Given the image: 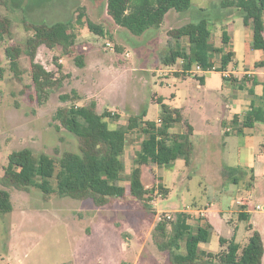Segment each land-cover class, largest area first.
<instances>
[{
    "label": "rangeland",
    "instance_id": "374dc122",
    "mask_svg": "<svg viewBox=\"0 0 264 264\" xmlns=\"http://www.w3.org/2000/svg\"><path fill=\"white\" fill-rule=\"evenodd\" d=\"M44 2L0 0V16L11 19L10 34L0 41L1 166L6 164L10 152L22 148H29L36 156L45 153L55 160L65 150H78L76 138L54 118L59 107L72 103L84 105L94 100L98 113L105 111L119 115L113 117L110 114V117L104 118L109 127H116L127 122L132 115L131 106L137 107L139 101L147 110L146 118L153 119L157 106L152 98L155 94L167 95L173 91L174 83H178L172 79L167 83L164 72L156 68L163 63L162 57L167 53L165 39L158 36L162 45L148 42L152 30L134 35L118 26L106 12V0H59L43 10L36 9ZM81 7L83 22L76 24ZM188 14L187 22L199 18L197 15L191 17L190 11ZM207 14L206 9L201 16ZM31 18L47 22L70 20L76 33L74 44L67 54L59 46H40L37 50L35 61L60 81L44 101L36 96L29 57L23 52L20 54L21 73L16 77L5 55L8 46L23 48L26 39L33 34L23 21ZM183 20L181 17L172 26L183 25L182 22H186ZM87 21L100 25L104 34L90 31ZM170 22L166 21L165 25ZM107 41L110 46H106ZM76 57H80L82 66L77 64ZM215 58L214 65H220L218 56ZM176 62L183 67L181 69L185 74L197 75L194 65L187 67L181 59ZM231 77L233 74L229 72L228 78ZM198 85V80L192 77L180 79L178 83L180 89L187 93L197 89ZM72 91L79 97L77 100H60V94L73 96ZM125 158V161L130 160L129 155ZM180 177L177 173L165 197L162 189L155 188L151 208H144L129 194L128 189L123 197L98 207L90 199L56 195L44 198L41 190L34 186L26 190L9 188L12 210L0 214V264H168V251L157 246V242L164 237L155 232L156 224L165 220L168 223L166 232L169 233L168 221L174 217V211L186 208V203L190 202L202 205L213 195L203 191L204 183L200 182L199 175L184 182ZM51 182L54 184V179ZM251 206L255 207V204L251 203ZM215 208L212 207L211 211ZM187 217L194 228L197 218L191 214ZM219 223L228 227L224 222ZM237 223L236 241L243 244L248 240L245 236L250 234L247 228L250 224L245 220ZM221 230L226 234V229ZM216 234L211 235L209 246L217 242ZM181 245L184 251L183 241ZM211 264L220 263L214 261Z\"/></svg>",
    "mask_w": 264,
    "mask_h": 264
},
{
    "label": "trees",
    "instance_id": "16d2710c",
    "mask_svg": "<svg viewBox=\"0 0 264 264\" xmlns=\"http://www.w3.org/2000/svg\"><path fill=\"white\" fill-rule=\"evenodd\" d=\"M36 9L52 6L59 0H43ZM222 7H236L243 12L244 25H250L252 30L251 46L253 49L264 51V0H221ZM190 11L191 17L197 13L199 18L189 21L179 27L168 30L167 35L179 39L187 38L189 54L170 49L162 57L166 65L175 63L181 58L186 66L199 64L202 69L212 66L208 58L210 28L204 15L205 9L194 8L191 0H106V12L115 24L126 28L134 35H138L146 27L158 29L168 10ZM43 10V9H42ZM41 10V11H42ZM84 16L83 8L79 9L75 19L76 24H82ZM24 21L27 29L33 30L23 48L8 46L5 55L8 58L10 69L14 75H20L19 56L23 52L30 60V75L32 84L39 100L44 101L50 90L60 84L50 71L35 61L37 50L40 46L53 48L59 46L62 52H70L76 33L70 20H56L47 22L44 19L35 18ZM87 28L99 35L104 31L100 25L91 21L86 22ZM11 19L0 16V41L5 35L10 34ZM221 63L216 71H225L231 62L232 54L222 47ZM76 62L82 66L80 57ZM257 66L264 67L263 59ZM184 74V72L182 71ZM59 95L61 101L77 100L79 97L72 91ZM162 110L161 122L156 125L153 121L144 120V114L130 116L125 124L109 129L105 117L110 113H98L96 102L91 100L88 104L77 105L72 103L65 107H59L54 115L62 127L76 138L77 151H63L59 158L40 153L34 155L29 148L13 150L7 156L5 165H0V214L9 213L12 210L9 188L26 190L31 186L41 190L44 198L50 195L58 197H71L74 199H90L96 206H104L114 198H121L125 189L119 184V175L123 169L122 152L125 144V136L141 123L145 127L143 131L147 137L141 141L137 153L135 168L129 180V194L141 202L144 208H151L153 191L155 188H147L141 181V165L155 163L168 165L174 159L181 157L185 163H189L192 146L189 135L191 128L184 134H173L168 128L180 121V115L176 109H171L161 101H158ZM117 117V115H112ZM249 123L256 120L264 121L262 107L251 105L247 113ZM233 170V169H232ZM52 179L55 183L52 184ZM236 182V179H233ZM244 213H239V220H245ZM187 214L176 212L172 220L168 221L169 233L166 232L165 220L159 221L155 226V232L164 237L157 242L160 250L168 251L169 264H200L204 261L220 264H261L264 252L263 241L258 231H251L248 241L241 246L232 237L229 240L219 238L220 250L217 253H201L198 250L199 242L208 240L210 226L203 224L195 229L187 221ZM182 241L184 251H181ZM225 245V247H223Z\"/></svg>",
    "mask_w": 264,
    "mask_h": 264
},
{
    "label": "crops",
    "instance_id": "0c3cea01",
    "mask_svg": "<svg viewBox=\"0 0 264 264\" xmlns=\"http://www.w3.org/2000/svg\"><path fill=\"white\" fill-rule=\"evenodd\" d=\"M191 5L194 8L208 10L206 19L211 31L208 48L209 62L214 65L215 57L218 56L221 63V52L217 50L218 48L222 47L230 52L231 62L226 70L231 72L233 77H225L221 71L216 70L195 71L197 75L194 76L183 74L181 69L183 67L176 62L181 58H177L175 63L170 65L164 63L159 67L154 65L164 72L167 83L169 79L179 83L180 79L192 77L198 80L199 85L197 89L187 93L180 89L178 83H174L173 91L167 95L155 94L152 101L157 107L153 119L146 118L147 110L142 107L140 101L138 105L136 104L137 107L131 106L133 109L130 116L145 113L144 120L153 121L159 125L162 110L158 101L171 109H176L180 115V121L173 123L168 128V132L184 134L188 132L189 126L192 152L188 164L183 158L178 157L168 165L155 163L141 165V181L147 188L162 189L165 197L174 184L177 173L183 182L194 175L200 176L202 179L200 182L204 184L200 182L199 184L203 186V191L207 194L210 193V196L213 194L211 198L208 197L202 205L196 202L186 203V208L174 212H184L197 218V225L194 228L191 225L193 229L203 224L210 226L208 240L198 244V250L201 253H215L220 250L219 238L229 240L234 237L236 241L239 213L247 215L245 221L253 230L260 233L264 247V121L256 120L249 123L247 119V113L252 104L255 107H262L264 114V67L257 66V63L263 59L264 51L252 48L251 26L244 25L243 12L240 9L222 7L221 0L191 1ZM188 13V10L179 12L170 9L158 29L146 27L138 35L152 30L148 42L162 45L161 40L164 38L167 53L172 49L189 54L187 38L169 39L167 35H164L169 29L176 28L172 25L180 21L181 17L185 19L183 21H186ZM166 21L171 22L165 25ZM187 21L182 23L185 24ZM158 36L162 38L160 42ZM214 77L217 80H212ZM110 114L113 115V112ZM116 127L108 126L109 129ZM144 127V123L136 125L125 136L122 152L124 165L119 175V184L124 187L125 192L126 189L129 190V180L135 168L133 162L140 149L141 141L147 137L143 131ZM127 155L130 160L125 161ZM163 168L164 171L161 172ZM234 178L236 182H232ZM251 203L255 206L260 205L261 209H255ZM212 207L216 208L211 211ZM199 213L204 215L202 219H199ZM218 220L227 224L228 227H223ZM187 221L190 224L188 218ZM221 228L226 229V234H223ZM214 232L217 233V242L209 246ZM249 235L247 234L245 239H248ZM247 241L239 244L244 246ZM200 264H211V262L204 261ZM261 264H264V252Z\"/></svg>",
    "mask_w": 264,
    "mask_h": 264
},
{
    "label": "built area",
    "instance_id": "2783aa9c",
    "mask_svg": "<svg viewBox=\"0 0 264 264\" xmlns=\"http://www.w3.org/2000/svg\"><path fill=\"white\" fill-rule=\"evenodd\" d=\"M106 46H110V42H106ZM127 56H128V53H125ZM182 62H184L183 60H182ZM218 66H215V65H212L211 67H209V68H207V69H202V67L199 65V64H195V69H196V71H211V70H216V68H217ZM222 73L224 74V76L225 77H228L229 76V72L227 71V70H225V71H222ZM160 121V120H159ZM154 192H155V189H154ZM261 208V206L260 205H256L255 206V209H260ZM202 216H204L202 213H199V217H200V219H202ZM167 218H171V216L170 215H167Z\"/></svg>",
    "mask_w": 264,
    "mask_h": 264
}]
</instances>
